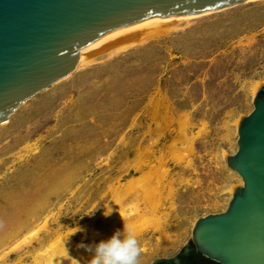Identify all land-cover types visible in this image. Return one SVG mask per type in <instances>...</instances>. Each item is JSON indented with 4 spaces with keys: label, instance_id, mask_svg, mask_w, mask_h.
Returning a JSON list of instances; mask_svg holds the SVG:
<instances>
[{
    "label": "rangeland",
    "instance_id": "1",
    "mask_svg": "<svg viewBox=\"0 0 264 264\" xmlns=\"http://www.w3.org/2000/svg\"><path fill=\"white\" fill-rule=\"evenodd\" d=\"M211 11L126 49L130 40L91 51L0 123V264H38L61 235L99 243L91 231L130 211L113 204L137 177L174 190L177 205L165 208L167 239L139 241V264L176 255L199 218L228 208L231 187L243 186L228 163L238 122L264 88V0Z\"/></svg>",
    "mask_w": 264,
    "mask_h": 264
},
{
    "label": "water",
    "instance_id": "2",
    "mask_svg": "<svg viewBox=\"0 0 264 264\" xmlns=\"http://www.w3.org/2000/svg\"><path fill=\"white\" fill-rule=\"evenodd\" d=\"M245 1L0 0V123L70 75L81 49L107 32L155 15L202 13ZM238 146L228 163L244 185L225 211L197 220L189 242L220 264H264V88L241 122Z\"/></svg>",
    "mask_w": 264,
    "mask_h": 264
},
{
    "label": "bare ground",
    "instance_id": "3",
    "mask_svg": "<svg viewBox=\"0 0 264 264\" xmlns=\"http://www.w3.org/2000/svg\"><path fill=\"white\" fill-rule=\"evenodd\" d=\"M250 1L255 0H247V2ZM212 12L213 11L210 10L195 14L155 15L138 22L116 28L110 32H107L98 40L81 49L77 66L89 61V54L93 50H108L122 41L130 40V42H127L123 44V46L119 47L126 49L130 46H133L136 43V38L138 37L146 39L148 37L159 35L172 26L179 25L183 21H189L190 19L197 18ZM242 120L243 119L238 122V134ZM177 159L180 160V158ZM241 179L244 185L242 176ZM140 180L141 177L129 180L121 189L125 195L117 198L113 204L114 207L122 209L124 203L129 202V204H131L130 211L126 212L121 210L116 215L108 214L110 215L109 219L105 221L109 223V227L91 231L92 242L95 238H100L103 240L102 236L109 230H117L120 228L122 231L124 229V225H130L135 229L139 241H142L144 236L150 232L161 234L162 236L158 237L159 241L167 239L166 232L167 227L170 224V216L165 215L164 213L165 208L170 207L173 210L177 206L174 190H168V194H165L167 192L166 189L161 187L159 183L148 186L139 182L136 186L137 182ZM236 190L237 189L234 186L231 187V200L235 195ZM152 193L154 194L153 197H149ZM167 202H170V206H167ZM114 209L115 208H113V210ZM43 227H45V225H43L41 228L34 229L23 240L30 243L35 237L38 236ZM81 245L82 244L74 241L72 236H69L68 234L64 236L61 235L44 251L38 253L36 261L38 264H90L93 253L89 251V248L93 247V243H89L88 245H85V247H81ZM145 250L146 248L144 247L143 251Z\"/></svg>",
    "mask_w": 264,
    "mask_h": 264
},
{
    "label": "clouds",
    "instance_id": "4",
    "mask_svg": "<svg viewBox=\"0 0 264 264\" xmlns=\"http://www.w3.org/2000/svg\"><path fill=\"white\" fill-rule=\"evenodd\" d=\"M89 251L93 253L90 264H139L141 255L138 236L130 225H124L122 231L101 240Z\"/></svg>",
    "mask_w": 264,
    "mask_h": 264
},
{
    "label": "flooded vegetation",
    "instance_id": "5",
    "mask_svg": "<svg viewBox=\"0 0 264 264\" xmlns=\"http://www.w3.org/2000/svg\"><path fill=\"white\" fill-rule=\"evenodd\" d=\"M158 264H220L217 260L212 259L200 253L192 242H187L180 251L169 257L168 260Z\"/></svg>",
    "mask_w": 264,
    "mask_h": 264
}]
</instances>
